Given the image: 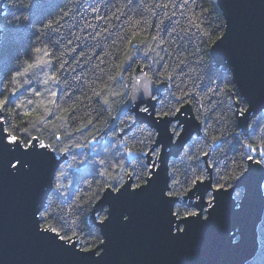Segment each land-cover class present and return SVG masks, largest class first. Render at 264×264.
<instances>
[{
	"label": "snow or ice",
	"instance_id": "snow-or-ice-1",
	"mask_svg": "<svg viewBox=\"0 0 264 264\" xmlns=\"http://www.w3.org/2000/svg\"><path fill=\"white\" fill-rule=\"evenodd\" d=\"M171 2L175 3V0H171ZM190 3L191 8H189ZM181 4L189 12V16L185 27L180 28L177 25L171 28V32L176 34L171 43L176 44L177 47L171 53H169L168 48H164V52L169 53L168 56H160L158 61L160 67L155 71L146 73V75L153 77V83L162 85L169 90L168 96L171 99L165 98L167 102H158L159 98L147 92L146 89L144 99L138 102L133 114L126 115L125 120L121 121L124 127L111 129V136L117 140H119L117 133L126 135L130 130L133 132L132 135L128 136V139L141 145L137 150L140 155L136 157L139 165L138 169L133 168L130 171H124V165L119 162L109 164L105 168L106 161L99 160L98 164L102 170L97 173V176L101 179L98 182L93 181L97 185L96 188L91 189V185H89V193H77L74 206H69L67 210L56 199V194L62 196L63 192L61 190L66 188V185L61 182L66 173L63 170L53 172L49 188L55 189V192L50 195L45 194L43 197L38 195L29 206L31 225L38 236L50 241L71 255L91 262V264H102L109 241L108 229L113 220L118 218L122 224L130 221V213L122 204L125 197L135 195L154 198L163 206L168 235L173 238H180L186 233L188 226L191 224L190 218L194 217L200 220L207 209L212 207L217 194L234 187L233 184H230V181L239 183L241 177L246 176L253 167L264 173V125L260 126L261 131L257 132L259 121L245 125L246 130L241 133L245 139L238 141L242 149L239 155L240 163H237L235 158L226 162L223 174H221V169L216 167L219 161L208 163L205 159L204 167L200 168L201 158H207L210 154L208 151L188 154V150L199 147V144L192 140L191 134L185 138L184 133L188 124V119L185 116L186 107L191 120L196 124L195 132L198 140L205 143L212 150L219 147L217 142L223 143V133L220 135L211 134L214 133L215 124L210 123L212 114L216 112V108L222 103L219 98H226L229 102V111H234L235 115L241 119L246 117L249 109L240 106L242 104L240 94L235 92L233 87H229L231 79H229L227 73H224L223 76L217 75L216 80L208 77V82L213 85L212 87L198 89L194 86L195 82H193L192 85H189V90L185 91L184 85L188 84V76L184 71L188 63L187 58L192 57L198 62V67L207 68L210 61L206 56L205 49H211L221 37L226 36V33L219 31V29L222 26L227 27V24L217 23L219 15L213 16L214 9L211 6L205 7L203 0H201V3H197V0H181ZM25 7L29 10H38L39 4L34 2ZM143 7L148 8V5L145 4ZM155 7L167 8L168 4L157 3ZM95 10L93 9V11ZM64 15H67V13H64ZM172 15L175 16L176 13L173 12ZM142 22L137 20L131 23L127 30L129 34L126 37H120L122 40L126 39V54L116 65L115 74L109 77L110 80H117L124 72L132 68L128 61L133 58V53L141 46H150L153 42L157 45L165 44V39L159 33L151 35L147 32V29L142 32L139 27ZM52 23L54 21L49 22L45 27L50 28ZM156 28L159 29L160 24H157ZM192 29L196 30L195 34L200 37V40L193 45L194 50L189 52L185 44H193L190 35ZM104 31L107 32L108 29L105 28ZM165 31L169 30L165 29ZM179 32H183L188 39L185 41V37L180 36ZM100 35L101 33H96V36ZM71 43V40L68 41L69 45ZM181 48H183V51H181ZM71 50L73 52L78 51L75 48ZM32 51L37 54L33 62H29L32 59L29 55V60L22 61L18 70L12 74L15 87L6 89L9 95H5V89L0 88V97H2L0 98V166H3L12 175L32 173L39 166L37 158L43 155L55 152L65 154L70 151V148H86L107 127L106 121L101 122V127L94 129L93 133L90 134L92 138L87 140L86 143H74L62 147L60 144L64 137L69 136L67 131L63 134L59 131L50 132L48 139L51 142L46 143L45 138L30 134L29 128L22 127V124H26L30 120L55 126L54 120L49 117V113H52L55 120H63L77 107V103H73L68 107H61L56 102L57 99L61 98L56 91H48L46 93L47 98H41L42 93L39 90L34 91L35 97L38 98L35 106H31L32 101H29V106L21 103L16 104L15 108L8 107L9 104L13 103L10 95L17 93L21 87L19 83H16L17 78L31 73L38 66L52 63L53 58L50 57L46 47H36ZM144 51L147 53L155 51V49L149 47L145 48ZM84 54L81 51L80 55L75 57L74 62H79ZM26 55L28 54L26 53ZM168 60H172V63L169 64ZM126 64L127 69L125 68ZM64 69L65 65L61 63L60 70ZM137 71V69H132L133 74ZM139 71H143V66L139 68ZM191 71L193 69H189V72ZM181 77L183 79H180ZM59 79L57 72H52L46 74L43 83L47 84L49 81L56 83ZM76 79H79V77H76ZM137 80H139L138 76ZM217 80L221 82L217 83ZM2 83L0 81V84ZM25 83H28V81H25ZM174 86L175 90H172ZM65 87L67 91L63 92V96L71 99L69 93L72 92L74 85L65 81ZM107 87L108 85L105 84L98 91H94L92 95L98 98L101 97ZM110 94L113 96L119 95L115 92ZM201 94L202 98L197 101V97ZM204 101L208 102V107H205ZM101 102L107 105L109 103L108 96L103 95ZM140 103L145 106H140ZM197 103H199V107L196 106ZM37 108L43 110V115L40 111H37ZM53 108H55V111H53ZM20 109H23V111H20ZM5 110L9 113H16L23 119L12 123L3 114ZM108 111V119L110 120L114 114L111 110ZM137 113L145 114L152 121L151 130L141 125ZM205 117H208V119ZM215 120L224 123L223 116L219 114L215 116ZM91 124L92 120L89 119L73 131L80 132L81 129L87 131ZM32 127L34 128L35 125L33 124ZM137 135L141 138L137 139ZM162 137H166L169 144H179L176 154L178 161L172 163L171 166L165 163L162 152L165 140ZM208 140L212 141V145H207ZM119 143L124 144V141L119 140ZM39 150H43V152ZM124 150L132 155L133 149L131 147H125ZM185 160L195 161L196 168L191 165H184ZM177 164L180 166H177ZM197 168H199V172H197ZM213 169H216L215 172H213ZM261 181H264V176L261 177ZM258 189H262L261 183H258ZM106 191L110 195H105ZM206 194L207 201H205ZM69 217H71V223H69ZM88 217H91V220ZM203 219L206 221L207 217L203 216ZM101 236L103 239L100 238Z\"/></svg>",
	"mask_w": 264,
	"mask_h": 264
},
{
	"label": "trees",
	"instance_id": "trees-1",
	"mask_svg": "<svg viewBox=\"0 0 264 264\" xmlns=\"http://www.w3.org/2000/svg\"><path fill=\"white\" fill-rule=\"evenodd\" d=\"M34 2L39 4L38 10H29V8L25 7ZM157 3H167L168 7L157 8L155 7ZM197 3H201V0H197ZM145 4L148 5V8L143 7ZM203 4L205 7L211 6L214 9L213 16L219 15L217 23L222 25L225 23L216 0H203ZM3 7L4 15L0 19V81L3 83L0 84V88L5 89L4 94L9 95L6 89L15 87V83L12 81V74L18 70L22 61L29 60V55L32 57L29 62H33L35 59L37 54L32 51L34 48L46 47L50 57L53 58L52 63L38 66L31 73L17 78L16 83H19L21 87L17 93L10 95L13 103L9 104L8 107L15 108L16 104L21 103L29 106V101H32L31 106H35L38 99L34 95L35 90L41 91V98H47L46 93L48 91H56L61 96L56 101L61 107H68L73 103H77V107L63 120H55L52 113H49V117H52L55 126L45 122L30 120L28 123L22 124V127L29 128L30 134L45 138L46 143L51 142L48 139L50 132L59 131L63 134L67 131L69 136L64 137L60 144L62 147L74 143H86L87 140L92 138L90 134L93 133L94 129H99L101 122H107V127L86 148H70V151L65 154L54 153L58 157H63V161L55 172L63 170L66 173V176L61 181L66 185V188L61 190L63 192L62 196L58 193L56 194V199L67 210L69 206H74L77 193H89V185H91V189L96 188L97 185L93 181L96 180L98 182L101 179L97 176V173L102 170L98 164L99 160L103 159L106 161L105 168L109 164L119 162L124 165V171H130L133 168L138 169L139 165L136 157L140 155L137 150L141 145L128 139V136L132 135L133 132L130 130L126 135L117 133V137L119 140H123L124 144L119 143V140L111 136V129L123 128L124 124L121 121L125 120L126 115H132L133 113L126 112L114 122L112 127L109 126L118 108L128 95L133 74L132 69L137 66H143L145 73L158 69L160 67L158 63L160 56L167 57L177 47L176 44L171 43L176 36L175 33L171 32V28L177 25L180 28L185 27L189 12L182 6L181 0H175V3H172L171 0H3ZM189 8H191V3ZM93 9L96 10L93 11ZM173 12L176 13L175 16L172 15ZM64 13H67V15H64ZM137 20L143 21L139 25L142 32L147 29V32L151 35L159 33L165 39V44L157 45L153 42L150 46H141L133 53V58L128 61L132 68L124 72L117 80H110L109 77L115 74L116 65L119 64L120 59L126 54V39L122 40L120 37H126L129 34L127 31L129 25ZM51 21H54V23H52L50 28H46L45 25ZM157 24H160L159 29L156 28ZM105 28L108 29L107 32L104 31ZM165 29L169 31H165ZM223 29L224 27L222 26L219 31L223 32ZM97 32L101 33V35L96 36ZM195 32L196 30L192 29L190 33L193 44H185L189 52L194 50L193 45L200 40V37ZM179 35L184 36L185 41L188 39L183 32H179ZM70 40L72 41L71 45L68 44ZM149 47L154 48L155 51L146 53L144 49ZM74 48L78 49V51L73 52L71 49ZM164 48H168L169 53L164 52ZM81 51L85 53L84 56L81 57L79 62H74L75 57L79 56ZM181 51H183V48H181ZM205 53L210 61L207 68L198 67V62L194 58H187L188 63L184 71L188 76V84L184 85L185 91L189 90V85H192L193 82H195L194 86L198 89L212 87L213 85L208 82V77L216 80L217 75L223 76L224 73H227L229 79H231L229 87H233L235 92L238 93L235 84L232 82L229 68L223 65H216L209 49H205ZM46 59L48 58L46 57ZM61 63L65 65L64 70H60ZM168 63L171 64L172 60H168ZM125 68L127 69V64ZM189 69H193V71L189 72ZM52 72H57L60 79L56 83L51 81L47 84L43 83L46 79V74H51ZM76 77H79V79H76ZM180 79L183 78L181 77ZM25 81H28V83H25ZM65 81L74 85L72 92L69 93L71 99L63 96V92L67 91ZM220 82L217 80V83ZM105 84L108 87L101 97L98 98L92 95L94 91H98ZM172 90H175V86ZM112 92L119 93V95L113 96L110 94ZM168 93L169 90L163 87L161 92L156 95L159 98L158 102H167L165 98L171 99ZM103 95L108 96L109 103L107 105L101 102ZM201 98L202 94L197 97V101ZM219 99L222 103L216 108V112L212 114L210 123L215 124L214 133L211 134L220 135L223 133V143L217 142L219 147H215L212 150L205 143H201L197 135L194 134L192 140L198 143L199 147H193L188 150V154L208 151L210 153L209 156L201 158L200 168L204 167L205 159L208 163L219 161L216 167L221 169V174H223L226 162L235 158L237 163H240L239 155L242 149L238 141L245 139V137L241 135L242 131L238 127L234 111H229L228 100L224 97ZM241 100L242 104L240 106L246 107V102L243 98ZM204 105L208 107V102L204 101ZM196 106L199 107V103ZM108 110H111L114 114L110 120L108 119ZM20 111H23V109H20ZM37 111H40L43 115L42 109L37 108ZM53 111H55V108H53ZM3 114L12 123L23 119L18 114L9 113L7 110ZM217 114L223 116L224 123L215 120ZM205 118L208 119V117ZM89 119L92 120V124L87 131L84 129H81L80 132L73 131L81 123H86ZM255 121H259L257 126V132H259L261 131L260 126L264 125V110L252 116L248 124H252ZM33 124L35 125L34 128L32 127ZM141 125L151 130V127L146 123H141ZM140 138L137 135V139ZM206 143L207 145H212L210 140ZM125 147L133 149L132 155L125 152ZM177 161V156L171 157L168 165L171 166L172 163ZM183 163L196 168L195 161L185 160ZM177 166L180 165L177 164ZM215 170L213 169V172ZM197 172H199V168H197ZM230 184H234V181H230ZM53 192H55V189H51L49 195ZM242 194L243 190L241 188L235 189L233 193L236 199H240ZM88 219L91 220V217H88ZM69 223H71V217H69ZM100 238L102 239V236ZM257 244L256 253L246 264H264V255H262L264 253V211L257 225Z\"/></svg>",
	"mask_w": 264,
	"mask_h": 264
},
{
	"label": "water",
	"instance_id": "water-1",
	"mask_svg": "<svg viewBox=\"0 0 264 264\" xmlns=\"http://www.w3.org/2000/svg\"><path fill=\"white\" fill-rule=\"evenodd\" d=\"M216 2L227 24L223 29L226 36L209 52L216 65L229 68L232 82L246 102L249 109L246 117L241 119L236 115L238 127L244 132L250 118L264 110V0ZM3 15V0H0V19ZM139 68H135L138 71L132 74L128 95L109 127L117 117L133 113L144 99L146 89L152 95L163 89L164 86L153 83L152 77ZM140 106L145 105L140 103ZM137 115L141 123L152 126L145 114ZM185 116L187 138L196 134V124L187 107ZM162 139L165 140L162 152L168 164L171 157L177 156L179 144H169L166 137ZM37 159L39 166L29 174L12 175L0 166V264H91L34 232L29 206L38 195L50 193L52 173L63 157L49 153ZM262 176L264 173L253 167L239 183L234 182V187L217 194L212 207L203 214L207 220L203 216L200 220L190 218L192 222L180 238L168 235L163 206L154 198L125 197L122 204L131 219L126 224L118 218L113 220L102 264H246L258 247L257 225L264 211V191L258 189ZM238 188L243 190L240 199L233 195ZM105 195L110 193L106 191Z\"/></svg>",
	"mask_w": 264,
	"mask_h": 264
},
{
	"label": "clouds",
	"instance_id": "clouds-1",
	"mask_svg": "<svg viewBox=\"0 0 264 264\" xmlns=\"http://www.w3.org/2000/svg\"><path fill=\"white\" fill-rule=\"evenodd\" d=\"M261 184H262V191H264V181H262Z\"/></svg>",
	"mask_w": 264,
	"mask_h": 264
}]
</instances>
